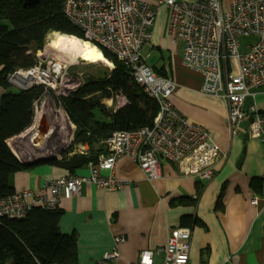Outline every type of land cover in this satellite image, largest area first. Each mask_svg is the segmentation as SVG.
I'll use <instances>...</instances> for the list:
<instances>
[{
    "label": "built area",
    "instance_id": "2783aa9c",
    "mask_svg": "<svg viewBox=\"0 0 264 264\" xmlns=\"http://www.w3.org/2000/svg\"><path fill=\"white\" fill-rule=\"evenodd\" d=\"M163 8L171 42L183 44L182 64L202 78L199 93L226 104L231 136L239 135L248 121V136L264 148V112L247 104V98L255 96L253 90L264 87V0H65L68 21L83 31L86 42L98 44L121 62L158 113L150 126L116 131L103 139L97 161L85 166L87 175L47 178L37 192H15L0 199V219H22L34 207L56 210L63 199L79 195L84 184L105 193L117 191L123 184L114 171L123 156H130L149 180L161 178L162 161L179 166L185 177L212 179L219 146L205 127L189 122L171 104L175 81L158 75L147 62L150 55L143 52ZM62 71L55 63L51 69H19L8 82L19 90L41 85L53 91ZM124 240L116 237L113 249L93 264H118V245ZM191 242L190 228H173L165 248L143 251L135 264H188ZM159 255L162 262L156 260Z\"/></svg>",
    "mask_w": 264,
    "mask_h": 264
},
{
    "label": "crops",
    "instance_id": "0c3cea01",
    "mask_svg": "<svg viewBox=\"0 0 264 264\" xmlns=\"http://www.w3.org/2000/svg\"><path fill=\"white\" fill-rule=\"evenodd\" d=\"M167 21L168 12L163 8L152 28L146 54L154 59L150 67L158 75L175 81L177 88L170 98L171 104L189 122L205 127L219 146L221 156L214 176L210 180L185 177L179 166L162 161L161 178L149 180L130 156H123L114 171V177L123 184L117 191L105 193L84 184L79 195L61 201V232L77 237L79 264H93L101 259L113 249L114 239L119 236L125 240L118 245V264H135L143 251L165 248L170 230L177 227L192 230L188 264H264L263 145L248 136V121L242 123L239 135H230L226 104L199 93L202 78L182 64L183 44L171 42ZM232 69L237 73L233 61ZM10 90L19 91L14 86ZM4 93L0 85V100ZM253 93L255 96H249L247 104L254 103L264 112V87ZM116 99L115 106H110L114 112L127 104L123 95ZM43 113L39 115L35 109L33 125L7 141L23 164L53 159L44 158L40 149L49 147V138L47 146L36 145L42 118L54 129L58 123L65 126L68 121L72 132L67 147L73 141L76 126L66 112L58 118ZM88 152L89 145H78L73 154ZM87 174L86 167L71 174L55 166L41 165L16 173L11 184L16 192H37L47 178ZM156 260L162 262L163 256H156Z\"/></svg>",
    "mask_w": 264,
    "mask_h": 264
},
{
    "label": "trees",
    "instance_id": "16d2710c",
    "mask_svg": "<svg viewBox=\"0 0 264 264\" xmlns=\"http://www.w3.org/2000/svg\"><path fill=\"white\" fill-rule=\"evenodd\" d=\"M65 0H39L31 7L21 0H0V85L5 89L0 100V199L16 191L12 177L37 166L50 165L74 174L89 162H96L100 143L116 131H137L150 126L158 113L157 106L133 81L121 62L98 44H93L114 68L103 78L90 77L58 103L65 108L76 126L69 147L60 158L23 164L9 148L7 141L33 125L35 105L48 92L44 86L11 91L8 76L19 69L38 65L36 53L51 33L73 36L86 41L83 31L63 14ZM120 93L126 106L117 111L101 103L103 97ZM78 145H89L90 152L73 154ZM95 146H99L98 149ZM73 154V155H71ZM63 211L34 207L22 219H0V264H79L77 237L63 234L60 221Z\"/></svg>",
    "mask_w": 264,
    "mask_h": 264
},
{
    "label": "rangeland",
    "instance_id": "374dc122",
    "mask_svg": "<svg viewBox=\"0 0 264 264\" xmlns=\"http://www.w3.org/2000/svg\"><path fill=\"white\" fill-rule=\"evenodd\" d=\"M51 39H53L52 34L46 37L42 49L36 53V56H38L41 60L38 62V66L42 65L43 62H46V65L43 66L51 69L52 64L60 63L63 71L61 75H59L58 89L52 91L45 88L46 91L51 92H48L41 101L36 103L35 109H37V112L41 113L44 111L45 113L43 114H46L47 116L50 115L52 117L58 118L61 115L63 116L66 112L65 108L58 103V98L60 96H68L72 91H75L77 88H79L90 77L103 78L105 74L112 72L114 65L110 61L109 62L112 64L111 66L103 62L92 64L82 60H77L73 63H70L66 60V58H64V56L62 57V55L58 54L59 52L50 47L49 41ZM143 52L145 54L147 52L146 45ZM58 59H63V62H60ZM148 61V64L152 66L154 59L152 60L151 58H148ZM10 85L13 86L12 84ZM117 95L121 96L120 93H112L111 98L103 97L101 102H103L108 107V109L111 110L113 107L111 108L110 106H115ZM55 130L57 131L56 136L51 140L49 147H45L44 149L40 148L43 150L42 156H44V158H60L61 152L68 148L67 146L72 132L71 124L66 121L64 130L60 129L58 126H56ZM36 145L41 147L42 144L38 142Z\"/></svg>",
    "mask_w": 264,
    "mask_h": 264
},
{
    "label": "bare ground",
    "instance_id": "6f19581e",
    "mask_svg": "<svg viewBox=\"0 0 264 264\" xmlns=\"http://www.w3.org/2000/svg\"><path fill=\"white\" fill-rule=\"evenodd\" d=\"M52 36L53 39L49 41L50 47L59 52L58 54L62 55V57L64 56V58L70 63L82 60L92 64L103 62L109 66L112 65L104 56H102V52L96 46L89 44L88 41L84 42L73 36L62 35V33H55L52 34ZM58 60L63 62V59ZM58 66H60V63H58ZM41 114L42 113L39 112V115ZM63 122H65V119ZM58 127L63 130L65 129V126L61 123H58ZM33 130L36 129L34 128ZM56 133L57 131L54 128H51L49 143L55 138ZM37 140L41 144L43 143V138L41 136H38Z\"/></svg>",
    "mask_w": 264,
    "mask_h": 264
},
{
    "label": "water",
    "instance_id": "95a60500",
    "mask_svg": "<svg viewBox=\"0 0 264 264\" xmlns=\"http://www.w3.org/2000/svg\"><path fill=\"white\" fill-rule=\"evenodd\" d=\"M21 2L24 6L31 7V6L36 5L39 2V0H21ZM36 60H37V62L41 61L38 56H37ZM42 65H46V62H43ZM139 94L141 95L142 92L140 91ZM47 123H48L47 119L42 118V120L40 121V126H39V133H40V136L43 138L42 144L44 146H47V140L50 137V133H51V128H50L51 124L50 123L47 124Z\"/></svg>",
    "mask_w": 264,
    "mask_h": 264
}]
</instances>
